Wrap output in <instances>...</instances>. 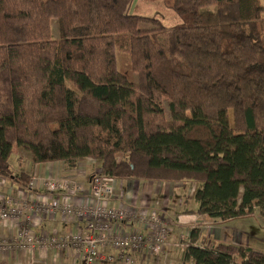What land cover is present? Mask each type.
Wrapping results in <instances>:
<instances>
[{
    "label": "trees",
    "instance_id": "16d2710c",
    "mask_svg": "<svg viewBox=\"0 0 264 264\" xmlns=\"http://www.w3.org/2000/svg\"><path fill=\"white\" fill-rule=\"evenodd\" d=\"M150 5L183 21L166 25ZM13 152L19 168L22 153L91 158L114 179L196 184L197 214L213 222L264 216V3L0 0V177L24 181ZM184 257L264 264V252L219 241Z\"/></svg>",
    "mask_w": 264,
    "mask_h": 264
},
{
    "label": "crops",
    "instance_id": "0c3cea01",
    "mask_svg": "<svg viewBox=\"0 0 264 264\" xmlns=\"http://www.w3.org/2000/svg\"><path fill=\"white\" fill-rule=\"evenodd\" d=\"M23 163H21L17 172L21 170L22 173H25L27 179L22 181L0 177V197L9 193L18 195L25 205H30L33 201L40 199H44L47 203H51L55 199L58 202L66 199L73 205H81L84 202L82 195L90 190L89 179L92 174H89V172L97 168L98 171H101L98 166L99 162L91 158L78 162L75 167H69L60 161L33 164L26 160ZM47 180L65 182L67 187L52 191L48 190L44 185ZM179 185L182 189H185L186 198H179L180 205L174 206L172 204L176 197L174 191ZM187 185L188 183L185 182H153L136 178H118L114 180L115 193L111 199H107L106 203L108 205L115 207H147L149 209L156 207L168 216L167 219L171 223L168 246L164 251L153 257H145L141 254L133 257V254H137L133 252L130 254L132 264H178L174 259V255L177 254V247L179 246L184 247L179 254L181 261L195 264L191 259L184 257L186 247L192 244H208L202 237V232L213 230V226L219 222H213L207 215L197 214L198 205L192 197L195 187L191 189L190 186L188 192ZM28 215L30 217L28 222L21 219L0 221V264H83L70 249L54 248L53 246H35L24 249L7 247L8 242L13 239L18 229L24 226L31 228L36 236L54 233L66 235L83 227V221H78L74 217L62 214L59 211L54 216H44L33 211L28 212ZM180 229L187 230L185 233L191 231L190 242L181 243L177 237ZM195 229H198V231L194 232ZM214 241L222 242L220 240Z\"/></svg>",
    "mask_w": 264,
    "mask_h": 264
},
{
    "label": "built area",
    "instance_id": "2783aa9c",
    "mask_svg": "<svg viewBox=\"0 0 264 264\" xmlns=\"http://www.w3.org/2000/svg\"><path fill=\"white\" fill-rule=\"evenodd\" d=\"M114 178L94 173L89 179L90 190L84 202L73 205L66 199L47 203L44 199L30 205L18 195L0 197V221L28 220V212L54 216L57 211L83 221L75 232L36 236L31 228H19L7 247L19 249L35 246L70 249L83 264H132L131 253L158 256L168 246L171 231L169 220L147 207H115L106 203L114 195ZM48 190L64 189L65 182L47 180ZM92 202V203H91ZM30 210V211H29Z\"/></svg>",
    "mask_w": 264,
    "mask_h": 264
},
{
    "label": "rangeland",
    "instance_id": "374dc122",
    "mask_svg": "<svg viewBox=\"0 0 264 264\" xmlns=\"http://www.w3.org/2000/svg\"><path fill=\"white\" fill-rule=\"evenodd\" d=\"M261 2L264 3V0H261ZM209 8H212V7H209ZM144 12L145 13L151 12V14H154V13L158 14V17L166 25H173L176 23H181L183 21V19L176 16L170 9H167L163 7L162 5H159V6L150 5L149 7H145ZM51 35L52 37H55V38L58 37L57 21L54 19L51 21ZM115 54H116L117 70L123 73L130 81H136L137 74L131 70V67L128 62L127 54L121 51H116ZM16 156H17V152H13V154L9 158L10 166L14 171H17V169L19 168L16 165L17 164L15 160ZM21 157L23 160L25 161L27 160L26 155L24 153L21 154ZM98 166L100 167L99 163H98ZM94 170H97V171H94ZM94 170H91L89 174L102 173L101 171H98V168ZM195 185L196 184H193V185L188 184L186 187L188 189L187 191L189 192L190 186H191V189H193ZM184 190L185 189H182L181 185L175 188L174 192H176V197H175V201L172 203L174 204V206L180 205L179 198L181 199L186 198V193ZM192 202L193 204H195L193 200ZM151 210L156 211L157 213H159L161 216H163L166 219L168 217L166 216V214H163L156 207H152ZM213 227L214 228L211 231L204 230L202 232V235H203L202 237L208 244L210 243V241L220 240L225 243L233 242L232 244H236L241 247L249 246L256 250L264 252V216L258 213L257 207L254 208V213L251 215H246L244 217H238V218H233V219H230L224 222H219V223H216ZM196 230L198 231V229H195L194 232H196ZM185 231L187 230L185 229L178 230L177 237L178 239H180L181 243H187L190 240L191 231L188 230L189 232L187 233H185ZM183 249L184 247H180V246L177 247V254L174 255V259L176 260L178 264H191V263H185L181 261L182 259L179 254L181 253L180 250H183ZM135 253L137 254H133V257L140 256L139 254H141V256L144 255L145 257H150L141 252H135Z\"/></svg>",
    "mask_w": 264,
    "mask_h": 264
},
{
    "label": "bare ground",
    "instance_id": "6f19581e",
    "mask_svg": "<svg viewBox=\"0 0 264 264\" xmlns=\"http://www.w3.org/2000/svg\"><path fill=\"white\" fill-rule=\"evenodd\" d=\"M111 199V198H110Z\"/></svg>",
    "mask_w": 264,
    "mask_h": 264
}]
</instances>
